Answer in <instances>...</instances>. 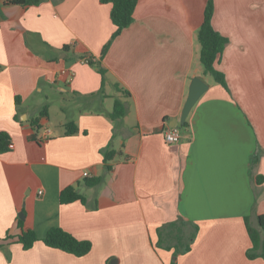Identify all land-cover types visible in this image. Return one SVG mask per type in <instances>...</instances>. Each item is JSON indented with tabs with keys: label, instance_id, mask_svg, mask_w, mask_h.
<instances>
[{
	"label": "crops",
	"instance_id": "obj_1",
	"mask_svg": "<svg viewBox=\"0 0 264 264\" xmlns=\"http://www.w3.org/2000/svg\"><path fill=\"white\" fill-rule=\"evenodd\" d=\"M10 1L0 0V132L13 146L0 155V239L13 240L0 264H264L246 257L244 222L264 216V0H213L226 89L199 59L207 0H137L114 39L99 0ZM195 77L208 89L179 127ZM115 99L127 112L113 122ZM68 123L77 134L65 135ZM174 127L180 140L167 144ZM67 187L84 202L61 204ZM53 227L91 250L46 247ZM22 230L38 239L29 250L15 242Z\"/></svg>",
	"mask_w": 264,
	"mask_h": 264
},
{
	"label": "trees",
	"instance_id": "obj_2",
	"mask_svg": "<svg viewBox=\"0 0 264 264\" xmlns=\"http://www.w3.org/2000/svg\"><path fill=\"white\" fill-rule=\"evenodd\" d=\"M103 4H109L110 20L115 31L112 35V39L118 36L125 28L133 22V13L137 5V0H99ZM41 2V0H11L9 3L21 6H34ZM213 14V0H207L203 23L197 32V42L200 47V63L202 66L203 75L211 76L215 83L219 84L223 88H227L225 77L223 73L215 68V64L219 62L221 54L227 43L226 38L217 33L212 25L211 18ZM109 44V43H108ZM109 45L104 46L101 55L103 56ZM90 65H93L92 61L88 60ZM98 73L102 77V87H104V74L105 71L97 67ZM125 96H128L127 91H122ZM47 107H44L40 113V117L46 116ZM127 112V107L124 102L119 99L114 100L112 111L108 114L111 121H120ZM32 125L35 129H38V119L33 120ZM187 126L185 122L184 127ZM78 129L73 123L65 125V135L77 134ZM10 137L5 132H0V155L9 151ZM116 152L108 150L104 153V163L106 168L110 170V162ZM98 179L87 181L88 186L95 185L98 183ZM59 201L61 204L72 203L76 201L84 202V198L79 195L74 188L67 187L60 192ZM245 227L247 235L249 237L251 246L246 251V257L250 260L261 258L264 260V216H258L257 227H252L249 223V219L245 218ZM21 225V223H20ZM194 236V235H193ZM191 238L190 242L193 241ZM13 240V237H6L0 239V248L3 244ZM38 241L35 233L32 230H22L16 237L15 242L22 246L23 250H29ZM43 245L48 248L59 250L66 254L73 255L75 257H82L89 253L91 250V244L88 241H78L72 235L65 232L64 230L53 227L50 228L45 237L41 240ZM190 247L185 246L182 253L189 252ZM178 253H175V255Z\"/></svg>",
	"mask_w": 264,
	"mask_h": 264
},
{
	"label": "water",
	"instance_id": "obj_3",
	"mask_svg": "<svg viewBox=\"0 0 264 264\" xmlns=\"http://www.w3.org/2000/svg\"><path fill=\"white\" fill-rule=\"evenodd\" d=\"M207 89L208 86L199 77H195L191 80L187 97L181 111L178 125L179 127L184 126L191 109L194 107L200 97L207 91ZM19 217L21 218V215H19Z\"/></svg>",
	"mask_w": 264,
	"mask_h": 264
},
{
	"label": "built area",
	"instance_id": "obj_4",
	"mask_svg": "<svg viewBox=\"0 0 264 264\" xmlns=\"http://www.w3.org/2000/svg\"><path fill=\"white\" fill-rule=\"evenodd\" d=\"M49 133H50V131L47 129L45 131L44 135H42L41 140H46ZM164 140H165V143H167V144L178 143L180 140L179 128L174 127V128L166 130L164 132ZM12 147L13 146L10 144L9 148H12ZM84 176H87V173H84Z\"/></svg>",
	"mask_w": 264,
	"mask_h": 264
},
{
	"label": "rangeland",
	"instance_id": "obj_5",
	"mask_svg": "<svg viewBox=\"0 0 264 264\" xmlns=\"http://www.w3.org/2000/svg\"><path fill=\"white\" fill-rule=\"evenodd\" d=\"M59 106H54L53 108H51L50 110V117H51V124H49V128L51 129H59V125H57V116H60L59 112H60V107L62 106L60 103H57ZM55 124V125H54ZM182 131V129H181Z\"/></svg>",
	"mask_w": 264,
	"mask_h": 264
}]
</instances>
